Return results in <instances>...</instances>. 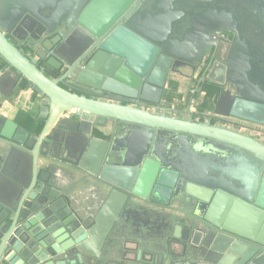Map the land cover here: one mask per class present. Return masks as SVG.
<instances>
[{
	"label": "water",
	"instance_id": "95a60500",
	"mask_svg": "<svg viewBox=\"0 0 264 264\" xmlns=\"http://www.w3.org/2000/svg\"><path fill=\"white\" fill-rule=\"evenodd\" d=\"M52 3L0 19V95L38 111L0 115V264H264V0ZM223 46L212 115L167 107Z\"/></svg>",
	"mask_w": 264,
	"mask_h": 264
},
{
	"label": "flooded vegetation",
	"instance_id": "af4514ba",
	"mask_svg": "<svg viewBox=\"0 0 264 264\" xmlns=\"http://www.w3.org/2000/svg\"><path fill=\"white\" fill-rule=\"evenodd\" d=\"M65 32V31H63ZM219 37H223V43L231 47L232 41H233V35L229 32H223L219 34ZM224 46L221 48V52H218V49L212 50H205L204 55L201 58L200 63H196L195 70L194 67H180L179 71L176 73H172L169 75V82L167 84L166 89L163 93V100L170 103V105H166L167 107H172L180 110H184L186 112L187 109H189L192 113L195 114H204V115H212L213 110L217 104V101L220 97V95L223 93L224 90H227L228 87H222L216 84L217 80H211L210 75L214 74L217 78H219V73L221 67H224L226 65V62L229 61L231 57V50H225ZM29 56H32L31 51H25ZM224 52V53H223ZM226 60H225V59ZM170 77H175V79H183L186 82V91L183 93L185 95L183 98V104L184 107H178L175 106L172 102H169L166 99L167 95H171L174 97H180L182 96L181 91H176L174 88L175 86L171 85L170 83ZM215 81V82H214ZM169 85L173 88L170 89ZM28 87L27 83L22 82L19 83L17 86L14 87L20 88V87ZM13 89V90H14ZM230 89V88H229ZM12 90V91H13ZM32 92V91H31ZM202 100L204 103H202L199 106H196L199 100ZM209 102H214L212 108H207L206 104ZM37 103V100H36ZM37 115L35 116V119L37 118ZM196 119V118H195ZM239 123V122H238ZM225 126H230L228 124H222ZM233 126V125H232ZM242 126H246L244 128H241L240 130H244L246 132L245 134L252 136L255 139H259V134H257L255 131L252 130L254 128L251 125L243 123ZM235 129L236 126H233ZM238 129V128H237ZM243 132V133H244ZM255 132V133H254Z\"/></svg>",
	"mask_w": 264,
	"mask_h": 264
},
{
	"label": "crops",
	"instance_id": "0c3cea01",
	"mask_svg": "<svg viewBox=\"0 0 264 264\" xmlns=\"http://www.w3.org/2000/svg\"><path fill=\"white\" fill-rule=\"evenodd\" d=\"M178 80L182 85L185 83L181 78ZM36 100L37 96L28 87L16 88L7 97L0 95V115L26 128L38 113ZM98 137L104 138L101 135Z\"/></svg>",
	"mask_w": 264,
	"mask_h": 264
},
{
	"label": "rangeland",
	"instance_id": "374dc122",
	"mask_svg": "<svg viewBox=\"0 0 264 264\" xmlns=\"http://www.w3.org/2000/svg\"><path fill=\"white\" fill-rule=\"evenodd\" d=\"M44 1H46V0H0V5H1L0 19L2 21H4V22H14L16 20V16H14L13 18H9V16H8V13L11 12L10 11L11 8H16V7H20V6L21 7L22 6L23 7L24 6H28L31 2L34 3V4H40V3L44 2ZM50 3H52V0H49V1L47 0V2H44V3L40 4L39 6H41L40 8H45L46 9L48 7L50 9H52L50 7ZM52 5H53V3H52ZM34 13L39 15L40 18L47 20L44 16H41L43 14H47V12H42L43 13L42 14V13H39V12L36 11ZM48 18H50V19L47 20V21L50 22V20L52 21L55 18V16L53 14L52 16H48ZM232 61H234V60H232ZM170 78H171L170 79L171 85H173V86L176 85L175 86L176 88L180 87L179 91H181L182 96L180 98V97H174V96L168 95V96H166V99L169 102H172L175 106L183 108L184 107V104H183V99L184 98L183 97L185 96V95H183V93L186 91V82L184 81L185 83L182 85L178 79L177 80L175 79V81H174L175 77H170ZM210 79L219 81V79L214 74L211 75ZM169 87H170V89H173L170 85H169ZM198 102H200V103H197L196 106H199L200 104L202 106V103H204L201 99ZM213 104H214V102H209L208 104H206V107L207 108H212ZM242 131L244 132V130H242ZM244 133H246V132H244ZM259 139L261 140L262 138L259 137Z\"/></svg>",
	"mask_w": 264,
	"mask_h": 264
}]
</instances>
